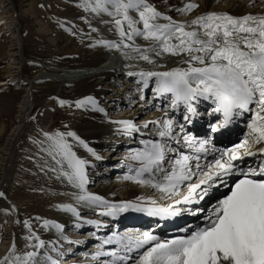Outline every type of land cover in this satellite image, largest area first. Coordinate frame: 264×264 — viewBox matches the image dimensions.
<instances>
[{
  "label": "snow or ice",
  "instance_id": "snow-or-ice-1",
  "mask_svg": "<svg viewBox=\"0 0 264 264\" xmlns=\"http://www.w3.org/2000/svg\"><path fill=\"white\" fill-rule=\"evenodd\" d=\"M77 6L85 12L103 13L112 18L120 41L101 40L98 43L122 51L128 59L154 64L155 60L149 53H155L157 57L163 54L187 55L183 61L186 67L127 73L130 77H138L137 83L143 88H147L149 81L155 78L156 96L171 94L173 109L183 103L187 123L198 115L194 102L198 103L200 98L211 100L215 104L213 111L221 113L223 117L219 124L211 127V133L232 123L234 117L251 113L247 124L249 132L243 141L232 148L220 150L218 158L203 166L199 162L200 155L177 153L169 145V140L180 143V138L173 134L172 119L148 121L142 126H137L131 120L113 121L118 125L116 131L122 135L141 133L142 129H148L149 124L155 129L159 139L141 140L142 147L131 151L129 158L134 165H129V174L125 179L141 186H150L164 194L165 198L176 197L174 203L167 207L157 206L155 200H149L152 206L145 207L144 198H139L141 202L110 203L88 192L89 161L77 155L70 141L85 148L96 160H100L101 156L73 131H44V139L34 143L46 145L41 150L53 162L47 170L56 173L57 179L64 178L78 189V194H74L77 204L102 208L100 215L116 216L131 210L162 219L174 217L181 211L176 205L198 203L213 187L219 185L228 189L208 211L203 227H197L187 235L165 240L150 232L137 237L114 234L103 244L114 243L117 249L104 251L102 245L93 259L111 257L105 264H129L130 260L133 264H264V165L245 169L233 163L244 156L264 154V16L236 17L228 13L208 12L185 24L162 14L148 0H81ZM197 7L196 3H187L177 11L190 13ZM132 12L138 15V20L133 18ZM160 20L166 23H159ZM141 23L142 28L137 27ZM67 30L71 32V29ZM92 31L97 30L93 28ZM135 37L150 41V46H135ZM123 49L136 55L132 56ZM144 98L140 96L141 100ZM59 104L61 107L66 104L71 107L64 100H60ZM75 106H91L93 110L107 115L91 96L77 100ZM180 133H184V125H180ZM183 141L197 154L207 153V146L211 143L210 139L197 140L187 133H184ZM257 145L261 147L256 148ZM170 153H176L175 158ZM193 160L194 166L191 163ZM184 188L186 193L182 191ZM0 197H5V194L0 192ZM58 207L72 213L77 220L81 219L80 212L72 204ZM12 211L15 212V208ZM35 219L40 221L41 218ZM84 222L101 226L97 221ZM23 225L28 230L24 236L27 241L25 247L30 250L20 253L13 236L6 254L0 258V264H42L41 250L46 249L47 244L33 230L30 220H24ZM41 226L55 228L63 234V226L56 222L43 220ZM77 227L80 225L77 224ZM52 250L55 251V246ZM133 252L136 253L134 260ZM43 264H57V261L45 255Z\"/></svg>",
  "mask_w": 264,
  "mask_h": 264
},
{
  "label": "bare ground",
  "instance_id": "bare-ground-1",
  "mask_svg": "<svg viewBox=\"0 0 264 264\" xmlns=\"http://www.w3.org/2000/svg\"><path fill=\"white\" fill-rule=\"evenodd\" d=\"M0 1L2 2V5H4L3 10L0 11V23H6L3 25L4 30L2 31H10L12 38L11 46L7 52L9 63L6 65L5 71L3 70L4 72H2L0 69V79H15L17 84H19V86L25 90L24 97L17 114L16 127L10 134L6 144L0 147V192L5 194V197H0V213H2V215H0V224L3 223V219L8 222V234L6 242L0 249V258H2L11 245L13 233H15L14 225L16 216L13 214L12 208L10 206L12 201H9L11 199L9 198L10 193L8 192L10 181L15 182L16 180H10L12 168L11 165L14 161L13 158L15 159L17 154V144H19L22 135H24L25 130L27 129V119L31 116L29 107L34 105L33 93L37 87L36 84L39 81L45 79L56 81L59 88L61 86L62 88H67L71 83H77L81 87L86 86L88 89L87 93H90L91 95L94 94V98L98 101L99 105L105 109L107 115L93 110L91 106H87V111L85 113L86 117H84V119L79 122L77 130L81 139H83L89 145V147L93 148L96 152L104 151V159L109 158L110 161L100 164L97 163V161L101 162V159L103 158L96 160L93 156H91L90 153L86 151L85 148L76 143L73 145V150L76 153H80V156H82L83 159L89 161L90 166L87 168L89 180L88 184L86 185L87 191L94 195L101 196L110 203L118 204L122 202H141L139 198L150 196V194H155L157 197L162 196L161 192L150 186H141L131 181L126 182L124 174L120 176L118 175V182L115 183L109 182V179L105 180L106 176L113 171L121 173V168L123 167L127 168L129 173V165H134L130 163L131 160L129 157L131 151L135 150L136 148L124 150L121 157L115 156L113 150L125 146L127 142L133 143L134 141L133 146L135 145L140 148L142 147L141 140L159 139V137L156 135L155 129L151 124H149L148 129H142L141 133H134L132 136H128L119 134L116 131L118 125L113 123V121L131 120L137 126H142L148 121L170 118L174 122V133L176 132L179 134L180 125H184V133L189 134L191 131L190 135H193L195 132H198L200 135L196 136L197 140H203L208 139L207 133L211 131V127L220 123L222 114L213 111L215 108L214 104L208 100L200 98L198 103L194 102V107L196 108L198 115L192 117L191 123H187L184 120L186 109L183 103L179 104L176 109H173L171 106V94H166L165 96L161 97L156 96L154 92L155 78H152L149 81V86L147 88H143L142 85L137 83L138 77H130L127 75L129 71H167L176 67H186L187 65L183 63V61L187 59L186 54L182 56L163 54L162 56L157 57L155 53H149V56L155 60L154 64H149L146 61L140 59H128L122 54V51L109 48H97L94 50L95 52L90 55V59H88L89 61L85 66L75 69H63L58 66H45L43 67L45 71L29 79L25 72V67L27 65L26 63L28 62H26L27 59L24 52V41L21 36L20 29L21 23L19 21L15 2L14 0ZM148 3L155 7L154 4H158V0H148ZM187 3H196L198 7L190 13H180L177 11V9L184 7V5ZM159 4L161 5L163 12H165L164 15L170 16L173 20L185 24H189L197 16L206 14L208 12L228 13L236 17H241L244 15L264 16V0H160ZM131 15L134 19H139L135 12H132ZM108 18L109 20H106L100 25V30L104 32L106 37L109 38L110 42H119L120 37L115 30L112 19L111 17ZM158 22L166 23V21L163 20ZM137 27L142 28V23L137 24ZM134 40L135 46H139L141 48H147L151 44L150 41H145L142 37H135ZM173 42L175 43L176 41ZM128 43L131 42L129 41ZM123 51L129 52V54L132 56L136 55L135 53L130 52L128 49H123ZM4 56L0 53V67ZM123 79L125 80L123 84L121 85L120 83L121 86H117L119 82L123 81ZM151 87H153V92H150L149 94ZM63 91L61 93H63ZM141 95L145 97L143 100L140 99ZM135 96H138L136 105L134 107H128L127 102L129 98L133 100V97ZM115 109H117V111H115ZM119 112L121 113L119 114ZM249 117L251 118V116ZM194 121H198L199 125H195L193 123ZM239 121L240 116L234 117L235 124H240ZM243 121H245V119L241 120V122ZM189 126H191L192 129L189 128ZM186 128H188L189 131H187ZM248 132L249 129L248 131L246 130L244 132V136L242 137L243 139L245 136H247ZM184 133H180V136H183ZM168 142L175 144V140H169ZM180 144H184V141H180ZM213 145L214 144H209L207 146L209 149L208 151L213 149ZM180 153L189 156H191V154L192 156L200 155L201 159L199 162L202 166L207 163H211L214 158L218 156L217 151H214L212 154L209 153V157L205 159L203 153L197 154L194 149L189 148L186 146V144L180 149ZM169 155H173L172 158H174L176 153H170ZM45 163L46 167L38 174L41 183L45 187L53 190V192L63 193L66 190H69L71 192V197L68 199L73 202V206L77 207V210L80 212L81 219L77 220L75 216H66L61 221L56 222L63 226L64 234L62 235L64 236L57 232L55 228H47V233L43 240H45L49 249L46 250L45 253L41 251L40 259L42 264L43 257L46 254L50 256L52 255L54 257L53 259H55L57 254H60L61 256L56 259L57 264H103L107 261L104 258H109L111 260L112 258L109 256H102L103 262L96 263V259L98 260L99 257L93 259L94 254L101 248V243H103L104 239L103 236L100 237L102 234H96L95 230L107 229L104 227L103 223H111L110 221H113V223L118 222L120 225L128 223L127 226L129 227L127 228L129 230L123 233L120 232L121 235L137 237V235L141 236L144 232H150L153 235L159 236L162 240L172 239L169 237V234L173 233H175L176 236L187 235L197 227H203L206 224L208 211L218 202L219 199H222L225 192L228 191V189L223 185L213 187L209 191L208 195H206L203 200L199 201L202 202L201 206L196 204V206L192 205V208H189L188 205L187 207H184V204L176 205V207L183 210V212L177 216L166 217L163 219L160 216L148 215L146 212H136L131 210L119 213L116 216H105L100 215V213L103 211L100 210L97 211L96 216H99L97 222H99L101 226L96 227L95 225V227L92 228L89 224L83 222V220L90 217V212L87 210L88 207L95 209H97V207L77 204L74 194H78V189L73 188L64 178L57 179L56 173L47 170L48 166L53 164L51 158L47 155L45 157ZM191 163L193 166L195 165L194 160ZM101 164L104 165L100 170L99 167ZM232 179H235V177ZM105 182L106 184H104ZM141 190L144 191V197L139 194V192H142ZM182 191L186 193V188L182 189ZM174 199L177 198L174 197ZM149 200L153 199L144 198L143 206L147 207L148 205H151L148 203ZM158 201H156V203ZM169 204L173 203L167 200L163 205H158L160 207H167ZM189 209H191V211H189ZM126 218L130 219L127 220ZM180 223H182V225L187 230L185 231L187 232L186 234H183V229L179 228ZM77 224H79L80 227H77ZM123 230L125 231V229ZM160 232H162V236L158 235ZM72 234H77V236H73ZM71 236L73 238H71ZM96 238L99 239V241L96 240ZM70 241H76L77 244H81L82 246L85 243L92 241L94 244L88 250V252L83 253L80 249L73 247L70 244ZM54 244L55 251L52 250L53 248H50L51 246H54ZM60 248L66 251H62ZM105 248L107 249L103 250L109 252L115 251L117 249V247L112 244H108ZM67 255L68 258H66L65 261H60L62 260L61 258L63 256ZM131 255L134 260L136 253L133 252ZM132 262L133 261L130 260L129 264Z\"/></svg>",
  "mask_w": 264,
  "mask_h": 264
},
{
  "label": "rangeland",
  "instance_id": "rangeland-1",
  "mask_svg": "<svg viewBox=\"0 0 264 264\" xmlns=\"http://www.w3.org/2000/svg\"><path fill=\"white\" fill-rule=\"evenodd\" d=\"M159 1L160 0H158V4L155 3L154 5L158 11L165 14L161 9ZM14 2L21 23V36L24 41V43L23 41L22 43L24 44L26 62H28L26 63L25 72L29 79L45 71L43 69L45 66H58L63 69L80 68L88 63L90 55L95 52L94 50L97 48H107L103 44L98 43V41H109V38L100 30V25L106 20H109V16L103 13L97 15L90 11L85 12L83 8L77 6L81 3V0H14ZM41 5H43V7H41ZM3 8L4 5H2L0 1V11L3 10ZM5 24V22L0 23V53L3 56L6 54L0 67L2 72L5 71V67L9 63L7 52L12 41L10 31H2L4 30L3 25ZM93 28L97 31H92ZM67 29H71V32ZM124 81L123 79L117 86H121ZM36 86L39 88L36 87L33 93L34 105L29 107L31 116L27 119V129L24 135H22L19 144H17V154L15 159L13 158L14 161L12 160L10 180H16L15 182L10 181V187H8V192L10 193L9 198L11 199L9 201H12L10 206L12 209L15 208L13 214L16 216L14 225L15 233H13V236L15 237L17 249L20 253L30 250L25 247L27 241L24 240V236L28 234V230L24 228V220H30L33 225V230L41 239H44L47 228L41 226L43 220L58 222L66 216H73L72 213L63 211L58 207L59 205H74L73 202L68 199L71 197V192L69 190L63 193L53 192V190L45 187L41 183L38 174L46 167V154L41 148L46 147V145L34 143V141H42L44 139L42 134L44 131L70 130L80 137L77 128L79 122L86 117L85 113L87 111V106L77 108L75 102L89 96L95 97L94 94L91 95L89 93V95L87 93L88 89L86 86L81 87L77 83H71L67 88H62V86L59 88L56 81L45 79L39 81ZM61 90H64L63 93H61ZM24 91V88L20 87L15 79H0V147L6 144L10 134L16 127L17 114L24 97ZM150 92H153V87H151L149 94ZM137 97L138 96L133 97V100L129 98L127 106L134 107L138 101ZM60 100L69 102L71 107H69L68 104L61 107L59 104ZM115 111H117V109H115ZM120 113L121 112H119V114ZM65 125H67V128H65ZM174 135H177L180 141H183V136H179L176 132ZM70 142L73 145L76 143L74 141ZM133 144L134 141L133 143L127 142L125 146L113 150L115 156L121 157L122 152L126 149L139 148L138 146H133ZM182 145L184 146L185 143ZM97 153L104 159V151ZM77 155L83 158L78 152ZM103 159H101V162L97 161V163H102ZM109 161L110 160H107V162ZM130 163L134 164L133 161H130ZM103 165L104 164L99 167L100 170ZM127 170V168L123 167L121 168V173L113 171L106 176L105 180L109 179L111 183L118 182V175H128L129 173ZM127 181L128 180H126V182ZM104 184H106V182ZM141 191L142 192H139V194L144 197V191ZM144 198L156 201L159 200L158 202L162 204L167 200L174 203L175 200L174 197L165 198L164 194L159 197L155 194H150V196H145ZM0 215H2V213H0ZM36 217L41 218L40 221H37L35 219ZM2 221L3 223L0 224V249L4 246L8 234V222L5 221V219ZM17 221L20 223H17ZM84 221L85 220H83V222ZM126 227L127 225L122 226V230L125 229L123 232L129 230ZM71 238L73 237L71 236ZM70 244L76 249H80L81 252L86 253L93 246L94 242H87L83 246L81 244H75L74 241H70ZM48 249L49 247L41 251L45 253ZM60 250H62V248H60ZM60 256V254H57L55 260ZM66 258H68V255L63 256L60 261H65ZM102 259V257H99L98 260L96 259V263L103 262ZM104 259L107 261L110 260L109 258ZM130 264H133V262Z\"/></svg>",
  "mask_w": 264,
  "mask_h": 264
}]
</instances>
